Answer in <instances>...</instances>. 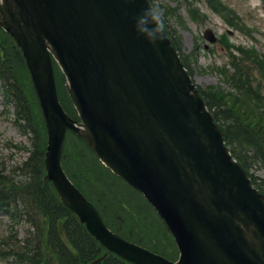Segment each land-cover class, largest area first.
<instances>
[{
  "label": "water",
  "instance_id": "1",
  "mask_svg": "<svg viewBox=\"0 0 264 264\" xmlns=\"http://www.w3.org/2000/svg\"><path fill=\"white\" fill-rule=\"evenodd\" d=\"M145 7L0 0V28L22 53L45 122V179L105 252L130 264H264V194L229 154L165 31L156 45L137 36L133 18ZM52 59L79 120L59 105ZM68 130L144 196L174 240L176 261L106 227L62 170Z\"/></svg>",
  "mask_w": 264,
  "mask_h": 264
},
{
  "label": "trees",
  "instance_id": "2",
  "mask_svg": "<svg viewBox=\"0 0 264 264\" xmlns=\"http://www.w3.org/2000/svg\"><path fill=\"white\" fill-rule=\"evenodd\" d=\"M172 1L176 5L179 0ZM164 8L167 17L176 16L171 6ZM228 24L237 30L235 22L228 21ZM165 30L179 54L180 40L167 26ZM219 42L224 43L228 56L227 70H217L226 90L218 84L198 86V91L214 121L220 125L230 154L245 168L252 184L264 193V179L250 173L254 165L264 168V56L252 48L233 47L227 40ZM181 60L192 76L185 59ZM0 89L3 99L13 108V121L30 133L31 143L29 149L24 148L29 156L18 165V175L0 171V215L11 225L22 227L21 238L19 234H10L8 245L5 240L0 241V258L12 259L17 264H129L113 254L97 261L105 253L103 248L64 208L44 179L43 120L21 53L2 29ZM60 101L68 114L75 117L74 108L62 97ZM62 153L61 164L66 175L98 209L109 229L166 259L176 258L174 244L150 206L140 194L103 167L83 141L69 133ZM95 171L106 173L103 184H99ZM98 185L103 190L92 197L89 191Z\"/></svg>",
  "mask_w": 264,
  "mask_h": 264
},
{
  "label": "rangeland",
  "instance_id": "3",
  "mask_svg": "<svg viewBox=\"0 0 264 264\" xmlns=\"http://www.w3.org/2000/svg\"><path fill=\"white\" fill-rule=\"evenodd\" d=\"M153 2L163 7L169 5L176 13V16L168 17L166 26L180 40V56L185 59L192 80L199 87L206 88L221 84L217 70H227L228 56L225 45L219 42L220 40H227L233 47L252 48L257 54L264 56V0H191L189 2L179 0L176 5L172 0H152ZM228 21L235 22L237 30L231 27ZM205 29H210L216 36L215 44H210L204 38ZM233 54L236 55V52L233 51ZM56 74V81L62 88L60 97L71 106L64 89L63 75L58 69ZM221 87L226 90L222 84ZM12 113V107L5 103L0 91V171L4 174L12 171L18 175L16 169L29 156V151L26 150L31 143L29 133H24L14 124ZM250 173L264 179V168L259 165L252 166ZM95 174L100 179L99 184H103L106 173L95 171ZM102 190L98 185L89 192L92 197H97ZM102 202L104 203L105 200ZM8 224V220L0 215V241L5 240L6 245L11 241L9 235H18L22 228L19 225L9 228ZM21 236L22 233L19 234V238ZM0 264L17 263L12 259L0 258Z\"/></svg>",
  "mask_w": 264,
  "mask_h": 264
},
{
  "label": "clouds",
  "instance_id": "4",
  "mask_svg": "<svg viewBox=\"0 0 264 264\" xmlns=\"http://www.w3.org/2000/svg\"><path fill=\"white\" fill-rule=\"evenodd\" d=\"M129 3L133 0H128ZM147 7L141 8L134 16V30L137 36H142L149 43L156 45L161 43L166 37L164 29L168 17L166 9L159 3H148L145 0Z\"/></svg>",
  "mask_w": 264,
  "mask_h": 264
}]
</instances>
